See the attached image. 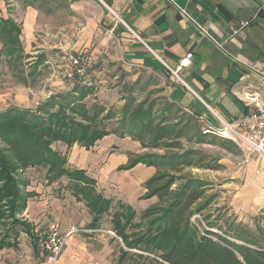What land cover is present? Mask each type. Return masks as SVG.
I'll use <instances>...</instances> for the list:
<instances>
[{"label":"crops","instance_id":"0c3cea01","mask_svg":"<svg viewBox=\"0 0 264 264\" xmlns=\"http://www.w3.org/2000/svg\"><path fill=\"white\" fill-rule=\"evenodd\" d=\"M0 19L19 27L21 45L14 54L2 52L0 31V113L35 109L50 96L71 91H64L61 80L41 90L25 79L14 82L12 60L28 62L29 69L21 68L26 76H39L50 68L57 70L53 74L63 73L64 50L81 54L96 67L95 49H78L95 43L102 46L103 29L106 35L109 30L114 32L134 60L166 71L165 96L180 115L215 121L209 108L229 118L264 104L259 77L247 65L264 67V0H0ZM98 36L100 41H94ZM51 47L62 49V54H52ZM188 52H193V58L181 73L184 84L166 64L177 67ZM255 93L257 98L248 100ZM52 147L67 157L70 168L85 170L95 179L98 191L114 203L120 201L138 212L155 203L154 197L142 200L146 192L142 184L156 173L154 166L139 163L120 169L128 163L129 153L146 150L140 141L110 133L90 148L78 143L68 147L62 142ZM230 154L233 160L220 158L219 163L230 170V178H240L246 187L236 192L231 204L254 215L264 210V160L241 148L238 154ZM37 169L46 175L44 167H30L22 173ZM26 180L25 191L30 196L17 214L20 224L9 219L0 226V264H44V240L52 228L71 232L57 264H118L124 243L112 230L110 215L94 226L92 213L74 195L66 177L56 181L46 177L45 184Z\"/></svg>","mask_w":264,"mask_h":264},{"label":"trees","instance_id":"16d2710c","mask_svg":"<svg viewBox=\"0 0 264 264\" xmlns=\"http://www.w3.org/2000/svg\"><path fill=\"white\" fill-rule=\"evenodd\" d=\"M0 29L2 52L21 50L18 26L0 19ZM93 92L94 87L75 84L71 91L52 95L35 109L12 108L0 113V226L9 219L20 224L17 214L25 209L30 196L22 171L44 167L49 181L69 179L74 195L92 213L94 226L104 215L111 216L112 230L124 243L118 264H124L128 257L138 259L132 264H264V244L254 232L230 228L220 235L212 230L222 226L210 221L205 211L218 194H210L211 182L191 171L224 167L220 157L196 145L217 146L233 154L240 152L239 146L204 133L201 118L179 115L173 103L156 109L147 99L138 102L131 91L119 111L87 103ZM113 120L117 127L108 129ZM110 133L131 136L149 149L129 153L128 163L120 169L139 163L154 166L156 173L144 183L142 197H157L158 203L140 212L120 201L114 203L98 191L95 179L85 170L70 168L67 157L52 147L62 142L68 147L78 143L90 148ZM201 215L208 228L201 229L200 223L192 220Z\"/></svg>","mask_w":264,"mask_h":264},{"label":"rangeland","instance_id":"374dc122","mask_svg":"<svg viewBox=\"0 0 264 264\" xmlns=\"http://www.w3.org/2000/svg\"><path fill=\"white\" fill-rule=\"evenodd\" d=\"M103 31L104 33L106 32L104 29ZM109 31L107 32V35L104 33L102 34L104 38L102 46L97 47L98 43H95L94 46L78 49L84 50L92 48L95 49L96 54L99 56L96 62V67H93L96 69V74L94 76L96 83L90 86L94 87V92L87 96L86 102L89 104L97 102L105 105L107 108H114L120 111L125 103L126 97L131 94V91H133L136 98L139 100L147 99L149 103H155L156 108L166 106L168 103L164 87L168 85V74L166 71L162 67H150L134 60L133 55L129 54L131 51L126 49L127 46L123 41L115 37L114 32ZM97 38H99V40L94 41L99 42L100 37L98 36ZM54 45L55 44H51V46ZM61 50L62 49L51 47V52L54 55H61ZM25 65L28 69L31 67L26 61L20 63L12 60V63L9 66L14 70L12 75L14 82L24 83L25 79L26 83L28 82L31 85H34L36 90H41L43 88H49L50 84L61 80L66 86L64 91L67 90V88L72 90L76 84L75 80L68 78L63 73L53 74V71L55 72L57 70H52L51 68V70L45 69V72L39 76H26L21 72L22 66L25 67ZM55 67L56 65L54 64L53 69H56ZM117 117L119 118V114ZM113 127H117L116 120H113L111 125L107 128L112 129ZM196 146L204 148L213 156L234 159L233 155L220 147L211 145ZM55 147L60 150L59 146ZM148 150L149 149L146 148L145 151ZM232 170L234 169L232 168L231 171ZM191 171L197 176L211 182L212 188L209 191L210 194H218L213 205L205 211V215L209 216L210 221H216L222 226V228H213L212 230L220 235H225L226 230L230 228H233L234 230L236 229L237 231L254 232L258 241L264 244V210H259L254 215H251L250 211L246 208L241 207L235 209L231 204L232 198L236 192L245 190L246 187L244 181L240 178H230V170H202L193 168ZM22 176L33 178L34 181H37L36 183L45 184L44 181L46 180V175L45 171L42 169H37L36 171L31 172L28 171L26 175H23L22 173ZM142 186L144 187V184H142ZM151 200H155V203H158L157 197H154V199ZM107 220H109V218ZM193 221L197 224L200 223L201 229L208 228L209 224L204 218V215L195 217ZM135 260L138 259H134V261ZM134 261L128 257L124 261V264H132ZM152 264L156 263L153 261Z\"/></svg>","mask_w":264,"mask_h":264},{"label":"built area","instance_id":"2783aa9c","mask_svg":"<svg viewBox=\"0 0 264 264\" xmlns=\"http://www.w3.org/2000/svg\"><path fill=\"white\" fill-rule=\"evenodd\" d=\"M243 26L246 25L244 22ZM238 30H234L237 33ZM144 44L148 46L145 42ZM193 52H188L178 66L171 68L166 64L168 70L182 83V71L190 66ZM235 60L239 61L238 58ZM247 64V63H246ZM259 77L261 90L264 93V67L247 64ZM61 68L63 74L75 80L76 84L82 87H90L95 83L96 70L91 66L89 60L74 51L64 50L61 57ZM256 94H250L248 100H255ZM214 115L215 121L201 117L203 132L227 139L247 151L249 154L257 155L264 160V104L258 105L252 112L225 118L209 108ZM197 216H194L192 220ZM71 232L61 233L57 228H52L45 237L44 264H57L59 257L66 245L67 238Z\"/></svg>","mask_w":264,"mask_h":264},{"label":"water","instance_id":"95a60500","mask_svg":"<svg viewBox=\"0 0 264 264\" xmlns=\"http://www.w3.org/2000/svg\"><path fill=\"white\" fill-rule=\"evenodd\" d=\"M233 240H235V239H233ZM235 241H237V240H235ZM237 242H239V241H237Z\"/></svg>","mask_w":264,"mask_h":264}]
</instances>
